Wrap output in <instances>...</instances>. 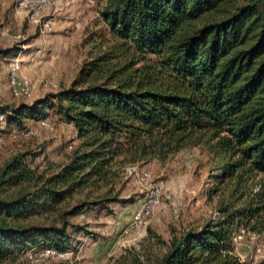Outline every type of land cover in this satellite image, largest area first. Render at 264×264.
Here are the masks:
<instances>
[{
	"label": "trees",
	"instance_id": "obj_1",
	"mask_svg": "<svg viewBox=\"0 0 264 264\" xmlns=\"http://www.w3.org/2000/svg\"><path fill=\"white\" fill-rule=\"evenodd\" d=\"M91 1L108 38L69 87L0 106L8 129L26 132L25 121L51 113L75 143L48 170L25 153L0 166V264L28 249L65 250L69 220L116 203L126 166L193 147L212 159L217 216L167 242L150 234L110 264H241L240 231L264 245V0Z\"/></svg>",
	"mask_w": 264,
	"mask_h": 264
},
{
	"label": "rangeland",
	"instance_id": "obj_2",
	"mask_svg": "<svg viewBox=\"0 0 264 264\" xmlns=\"http://www.w3.org/2000/svg\"><path fill=\"white\" fill-rule=\"evenodd\" d=\"M18 1L0 0V50L10 53L0 57V106L29 105L69 87L81 64L99 50L101 36L108 38L91 0H46L43 20L48 21L47 30L30 22L28 13L16 7ZM11 59L19 63L18 78L32 84L28 97H13L10 92L7 61ZM46 121L50 130L25 121L22 128L36 134L26 136L23 130L6 128L0 120V166L22 153L36 154L26 162L39 170L63 164L75 144L73 129L51 113ZM212 168V159L202 147L182 150L163 163L150 160L126 166L116 184L120 189L116 203L108 204L106 210L86 209L69 220L75 228L68 231L71 240L62 251L63 258L28 249L15 264H110L124 250L149 241L150 234L167 242L172 231L197 229L217 216L216 197L207 196ZM154 190L157 203L136 218ZM233 242L241 264L264 262L260 238L244 233Z\"/></svg>",
	"mask_w": 264,
	"mask_h": 264
},
{
	"label": "built area",
	"instance_id": "obj_3",
	"mask_svg": "<svg viewBox=\"0 0 264 264\" xmlns=\"http://www.w3.org/2000/svg\"><path fill=\"white\" fill-rule=\"evenodd\" d=\"M48 2L46 0H19L17 2L16 7L20 10H25L28 13V19L30 22L34 24H41L44 30L48 29V21L43 20L44 17L47 16L45 10L48 6ZM42 21V22H41ZM7 71H8V85L10 92L13 97H28L32 93V84L30 81L18 78L19 72V63L16 59H11L7 61ZM0 120L2 117L0 116ZM39 128L50 130L49 123L47 121H39ZM25 135H36L34 132L26 131ZM158 200V192L154 190L150 193L147 200L141 206L140 210L136 214V218L143 217L148 213V211L157 203ZM243 234L242 231L239 232L237 236ZM35 249V248H34ZM34 249H29L28 251H32ZM39 254L41 256L50 257V258H63L65 253L62 251H57L53 249H40ZM29 257V256H28ZM30 258V257H29Z\"/></svg>",
	"mask_w": 264,
	"mask_h": 264
}]
</instances>
